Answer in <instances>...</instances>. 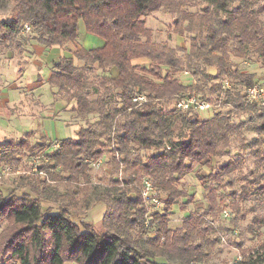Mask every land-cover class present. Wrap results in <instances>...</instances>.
Masks as SVG:
<instances>
[{
  "label": "clouds",
  "instance_id": "1",
  "mask_svg": "<svg viewBox=\"0 0 264 264\" xmlns=\"http://www.w3.org/2000/svg\"><path fill=\"white\" fill-rule=\"evenodd\" d=\"M0 264H264V0H0Z\"/></svg>",
  "mask_w": 264,
  "mask_h": 264
}]
</instances>
